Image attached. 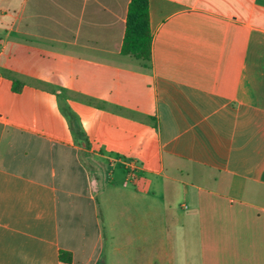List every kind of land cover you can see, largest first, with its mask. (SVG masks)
Instances as JSON below:
<instances>
[{
  "label": "crops",
  "instance_id": "obj_1",
  "mask_svg": "<svg viewBox=\"0 0 264 264\" xmlns=\"http://www.w3.org/2000/svg\"><path fill=\"white\" fill-rule=\"evenodd\" d=\"M129 3L0 0V264H264V0Z\"/></svg>",
  "mask_w": 264,
  "mask_h": 264
},
{
  "label": "trees",
  "instance_id": "obj_2",
  "mask_svg": "<svg viewBox=\"0 0 264 264\" xmlns=\"http://www.w3.org/2000/svg\"><path fill=\"white\" fill-rule=\"evenodd\" d=\"M148 14V0H130L120 51L122 55L143 62L150 60L151 33ZM14 90L17 91V89ZM68 118L73 119V116H68ZM72 130L77 138H83L81 132H77L74 128ZM59 259L64 264H70L72 260L71 254L64 251L59 252Z\"/></svg>",
  "mask_w": 264,
  "mask_h": 264
},
{
  "label": "built area",
  "instance_id": "obj_3",
  "mask_svg": "<svg viewBox=\"0 0 264 264\" xmlns=\"http://www.w3.org/2000/svg\"><path fill=\"white\" fill-rule=\"evenodd\" d=\"M117 162L111 161L110 166L114 167ZM121 168L123 169L125 180L128 183L134 184L139 178V165L137 161L131 159H120L118 160Z\"/></svg>",
  "mask_w": 264,
  "mask_h": 264
},
{
  "label": "rangeland",
  "instance_id": "obj_4",
  "mask_svg": "<svg viewBox=\"0 0 264 264\" xmlns=\"http://www.w3.org/2000/svg\"><path fill=\"white\" fill-rule=\"evenodd\" d=\"M129 184H131V183H129ZM98 264H103V261H102V259L99 261V263Z\"/></svg>",
  "mask_w": 264,
  "mask_h": 264
}]
</instances>
